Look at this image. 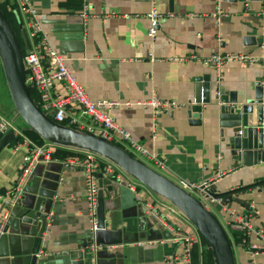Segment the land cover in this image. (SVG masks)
I'll list each match as a JSON object with an SVG mask.
<instances>
[{"label": "crops", "instance_id": "1", "mask_svg": "<svg viewBox=\"0 0 264 264\" xmlns=\"http://www.w3.org/2000/svg\"><path fill=\"white\" fill-rule=\"evenodd\" d=\"M29 1L49 44L65 57L66 65L90 100L107 98L136 103L155 97L178 103L155 114L156 126L152 125L149 106L121 105L111 114L132 140L146 149L148 155L141 159L169 179L197 185L208 182L209 188L220 191L237 188L240 198L248 199V206L232 202L229 208L247 215L253 230L245 237L247 243L232 242L234 264H264V184L261 192H257L258 185L248 187L264 177L263 166H230L232 161L221 154L224 147L218 124L208 117L207 109L202 113L201 125L191 124L186 116V108L196 95L197 79L202 75H210L212 94L213 86L218 84L225 91L240 95L258 76L264 78V0H174L172 12L167 0ZM152 2L168 14L160 19L153 40L147 35L146 17ZM217 4L223 11L219 20L215 13ZM84 12L85 17L81 15ZM17 20L29 47L31 36L26 20L20 15ZM217 51L245 53L256 62H230L216 70L210 64L187 58L191 54L203 58ZM12 118L0 115V123L11 122L20 130L18 118ZM22 135L29 140L23 132ZM121 143V147L126 145ZM62 149L79 154L42 161L22 193L27 199L37 188L45 195L54 189L47 226L37 244L35 229L20 221L21 207L9 208L4 203L9 218L0 236V264H29L32 254L37 256L36 264H71L80 243L90 237L82 167L64 166L70 158L81 160L84 150ZM25 152L24 146L16 144L0 151V195H6L14 186ZM94 160L104 180L107 222L126 228L123 244L112 249H93L97 264H192L190 257L188 261L183 257V237L193 238L192 247L197 246L198 251L196 264H202L199 233L186 217L111 162L98 155ZM245 186V192L251 190L252 195L242 194ZM136 197L147 199L158 217L142 212ZM210 203L211 209L218 210L216 218L226 231H238L225 226L231 217L219 198ZM137 242L142 245H135Z\"/></svg>", "mask_w": 264, "mask_h": 264}, {"label": "water", "instance_id": "2", "mask_svg": "<svg viewBox=\"0 0 264 264\" xmlns=\"http://www.w3.org/2000/svg\"><path fill=\"white\" fill-rule=\"evenodd\" d=\"M169 11H173L174 0H167ZM229 2H246L250 0H224ZM17 19L18 15L14 11ZM25 49L28 44L24 31L20 32ZM28 51V50H27ZM0 63L6 87L12 101L15 114L12 121L20 118L31 131L44 141L60 147H68L94 153L115 166L119 167L132 179L168 201L195 227L210 250L214 264H234V252L228 232L216 218L213 212L193 193L181 187L177 182L159 173L147 163L133 156L123 147L102 139L96 135L58 123L37 106L29 94L25 83L26 71L23 62V52L20 42L0 7ZM194 102L186 108V116L193 125L202 124V113L207 109L208 117L215 119L219 127L220 142L223 143L222 155L234 166L239 163L244 168L262 165L264 176V78L258 76L250 88H246L238 95L234 91H225L218 84L213 86L211 93L210 75L199 77ZM13 129H0V151L11 142L18 141ZM98 179V202L96 229L90 237L82 241L75 251V259L71 264H97L93 256V247L115 246L124 243L125 227L109 224L104 209V189L102 173L96 172ZM261 178V179H259ZM249 184L258 185L257 192H261L264 177ZM260 186V187H259ZM241 190L245 192V188ZM41 188L30 192V197L22 194L14 205L21 207L20 221L29 228L35 229L33 237L36 244L41 240L47 226L54 189L48 195L41 193ZM237 188L220 191L217 187L209 188V197L219 198L221 204L228 207L232 202L248 206L247 198H240ZM252 195L251 190L242 193ZM144 214V213H143ZM5 222L4 230L7 228ZM113 222V221H112ZM109 224V225H108ZM255 251L256 248H249ZM260 250V249H259ZM264 251V249H263ZM37 254V253H36ZM37 256L32 254L29 264H36Z\"/></svg>", "mask_w": 264, "mask_h": 264}, {"label": "built area", "instance_id": "3", "mask_svg": "<svg viewBox=\"0 0 264 264\" xmlns=\"http://www.w3.org/2000/svg\"><path fill=\"white\" fill-rule=\"evenodd\" d=\"M6 10L12 11L13 13L15 11L18 15L24 17L30 30L31 43L27 48L28 52L23 54V62L26 71L25 83L28 88L32 87L35 89L36 99L31 98L43 113L58 123L62 124L63 121H67L68 124L73 125L75 129L96 135L115 144H122L121 142H125L126 145H124L123 148L138 159L148 155L146 149L132 140L130 133L116 123L111 113L121 105L126 107H131L134 104L144 107L149 106L152 108L153 112L152 125L156 126L155 114L161 110L172 109L176 107L178 103L176 101L159 100L155 97L136 103L121 102L117 99L107 98L95 101L90 100L82 86L76 80L74 74L66 65L65 57L49 44L47 35L41 28L40 18L30 1L13 0L12 5L6 6ZM215 13L217 20L223 15V11L219 4L216 5ZM81 15L85 17L86 13L84 12ZM166 15L168 14L162 13L156 7L155 3L152 2L146 14L149 22L147 35L151 40L156 36L160 19ZM187 58L210 64L215 67L216 70H219L222 66L230 62H256L254 57L241 52L221 53L217 51L203 58H199L195 54H191ZM177 60L181 61L183 58H178ZM193 102L194 100L192 103ZM8 128L13 129L15 135L19 137L16 146H24L26 152L23 156L21 170L14 186L6 195H0V236L4 232L5 222L8 217V211L6 210V212L3 207L4 203L11 206L17 203L36 166L42 161L51 160L53 149L55 147H60L47 141L40 145L33 144L25 139L21 130L16 129L11 122L1 121L0 129L4 131ZM83 152L85 155L81 160L78 158H70V160L64 163V166L79 165L82 167V172L84 173L86 181L89 230L91 233L90 235H92L97 224L99 188L96 172L98 171V164L94 160L96 154L88 151ZM110 171L111 170L108 169V172ZM178 184L193 193L207 208L211 206L210 201L213 198L208 195V182H202L197 185L180 181ZM130 188L133 190V187ZM136 198L139 201V207L142 212L156 218L158 217L156 208L147 199L143 200L139 197ZM222 208L225 209L231 217L224 223L225 226L240 231L244 235L241 244L247 243L245 237L253 230L249 217L231 210L226 205H223ZM180 242H182L183 245V257L188 261L194 242L193 238L183 237ZM135 245L140 246L142 242H137ZM93 248L95 250L97 247ZM106 248L112 249L113 246H106ZM38 254L39 253H37V255Z\"/></svg>", "mask_w": 264, "mask_h": 264}, {"label": "trees", "instance_id": "4", "mask_svg": "<svg viewBox=\"0 0 264 264\" xmlns=\"http://www.w3.org/2000/svg\"><path fill=\"white\" fill-rule=\"evenodd\" d=\"M12 2L13 0H0V7L2 11L4 12V14L6 15L8 21L10 22L20 42L23 54H26L28 51L27 49L24 48L22 40H21L20 28L17 22L18 21L17 17L12 11L6 10V6L12 5ZM35 92L36 91L34 88L32 87L29 88L30 96L33 99H36ZM14 114H15V110H14L12 101L10 99V96H9V93L6 87V83H5V79H4V75L2 71V66L0 63V115L6 119H11L14 116ZM18 121L19 122L17 123V127H19L21 132H23L24 135L28 137L31 141L37 144H42L43 142H45L41 137H39V135H37L35 132L27 128L26 124L20 118H18ZM62 124L69 125L67 121H63ZM69 126L74 127L73 125H69ZM16 143L17 141L11 142L9 145L14 146ZM117 145H120V144H117ZM75 153H78V151L76 150L71 151L68 149H62V147H57L52 157L65 158L67 156L75 155ZM228 235L230 237L231 243L232 242L241 243L242 240L244 239V235L239 231H230V233L228 232ZM201 242H202V246H201L202 247L201 248L202 249V252H201L202 264H213V261H212L213 259H212L210 250L206 248L205 243H203V239H201ZM197 255H198L197 246H194L191 248V253H190L192 264L197 263Z\"/></svg>", "mask_w": 264, "mask_h": 264}, {"label": "rangeland", "instance_id": "5", "mask_svg": "<svg viewBox=\"0 0 264 264\" xmlns=\"http://www.w3.org/2000/svg\"><path fill=\"white\" fill-rule=\"evenodd\" d=\"M27 138V137H26ZM29 139V138H28ZM30 140V139H29ZM144 163H147V161L145 160V159H141ZM210 209H211V206L209 207ZM214 210V211H213ZM211 211L214 213V215L217 217V214L219 215V212H218V210H216L215 208H213V209H211ZM198 239H199V241L201 242V236L198 234ZM202 243V242H201ZM203 243H205V241L203 240ZM205 245H206V243H205Z\"/></svg>", "mask_w": 264, "mask_h": 264}]
</instances>
